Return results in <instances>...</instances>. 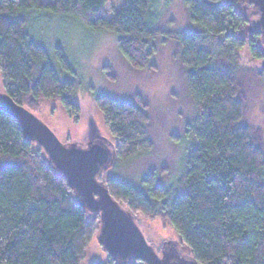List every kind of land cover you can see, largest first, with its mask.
Segmentation results:
<instances>
[{"label": "trees", "instance_id": "obj_1", "mask_svg": "<svg viewBox=\"0 0 264 264\" xmlns=\"http://www.w3.org/2000/svg\"><path fill=\"white\" fill-rule=\"evenodd\" d=\"M106 1L0 0L3 91L31 112L41 99H58L69 114L79 113L73 64L60 45L52 57L33 31L41 14L111 32L124 58L147 62L159 0H123L110 18L100 14ZM235 1L182 0L196 27L177 35L193 117L185 127L180 172L170 184L150 173L137 184L119 176L150 149L144 109L91 90L114 139L98 180L129 214L163 217L202 264H264V154L242 122L244 105L234 85L238 50L246 47L256 59L262 50L260 34L248 30L249 17ZM98 228L99 213L84 208L40 146L24 139L17 120L0 110V264H81ZM91 264L144 263L106 253L104 263Z\"/></svg>", "mask_w": 264, "mask_h": 264}, {"label": "rangeland", "instance_id": "obj_2", "mask_svg": "<svg viewBox=\"0 0 264 264\" xmlns=\"http://www.w3.org/2000/svg\"><path fill=\"white\" fill-rule=\"evenodd\" d=\"M43 3L49 0H41ZM123 0H107L100 14L110 18ZM236 9L249 16L252 4L236 0ZM160 17L156 34L150 38L151 53L144 64L124 58L119 52L116 37L108 31L91 32L74 19L54 18L41 14L33 21L37 40L45 44L53 57L54 47L64 48L73 64L79 86L74 101L79 106L77 116L69 114L58 99H41L32 112L42 120L65 145L84 146L91 139H101L111 149L114 139L102 113L95 104L91 90L108 94L118 100H132L144 109L150 141L148 153L121 167V178L138 183L150 173L163 184H170L180 172V164L188 140L185 127L193 117V105L185 86V65L181 60L178 33L195 29L188 19L182 0H159ZM248 25H252L249 22ZM262 57L253 58L246 47L238 50L241 70L234 85L244 111L242 122L264 154V38L258 40ZM55 67L59 71L56 63ZM61 76H64L61 74ZM3 91L0 75V93ZM148 244L157 254L166 246L191 256L172 226L160 216L148 218L130 213ZM106 260V251L97 235L87 246L81 264Z\"/></svg>", "mask_w": 264, "mask_h": 264}, {"label": "water", "instance_id": "obj_3", "mask_svg": "<svg viewBox=\"0 0 264 264\" xmlns=\"http://www.w3.org/2000/svg\"><path fill=\"white\" fill-rule=\"evenodd\" d=\"M252 4L248 30L264 38V0ZM0 110L17 120L24 139L37 143L51 163L65 177L68 186L89 212L99 213L97 238L107 254L120 261L137 259L144 264H202L194 256L166 246L157 254L146 241L131 215L110 195L98 176L111 159L112 150L101 139L84 146L65 145L48 126L6 92L0 93Z\"/></svg>", "mask_w": 264, "mask_h": 264}]
</instances>
